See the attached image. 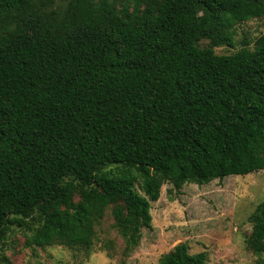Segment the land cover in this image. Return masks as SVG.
I'll list each match as a JSON object with an SVG mask.
<instances>
[{
    "label": "trees",
    "instance_id": "16d2710c",
    "mask_svg": "<svg viewBox=\"0 0 264 264\" xmlns=\"http://www.w3.org/2000/svg\"><path fill=\"white\" fill-rule=\"evenodd\" d=\"M118 7L0 0V244L16 226L26 246L89 249L110 207L128 255L163 184L264 172V33L214 53L237 24L264 21V0ZM248 221L264 256V200ZM206 260L179 244L157 264Z\"/></svg>",
    "mask_w": 264,
    "mask_h": 264
},
{
    "label": "rangeland",
    "instance_id": "374dc122",
    "mask_svg": "<svg viewBox=\"0 0 264 264\" xmlns=\"http://www.w3.org/2000/svg\"><path fill=\"white\" fill-rule=\"evenodd\" d=\"M64 1L56 0V6ZM110 1L117 7L126 4L132 9L133 6V0ZM144 7L143 2L141 9ZM263 33L261 19L237 24L234 47L214 48V53L233 54L243 41L252 48ZM199 45L205 47L207 41L202 40ZM170 189L168 183L161 186L159 199L150 204L151 227L141 230L139 245L128 255L123 254V240L112 228L109 207L89 249L26 246L29 232L11 226L7 239L0 244V264H157L162 255L179 244H186L190 254L205 252V264H264V256L254 255L246 244L251 232L248 217L264 200L263 171L230 176L201 186L186 184L179 192L169 193ZM27 222L35 230L39 225L37 214Z\"/></svg>",
    "mask_w": 264,
    "mask_h": 264
}]
</instances>
